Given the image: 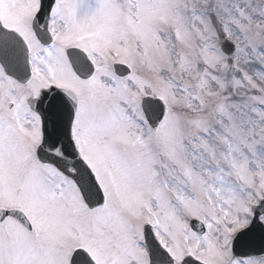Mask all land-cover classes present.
<instances>
[{"label": "snow or ice", "instance_id": "snow-or-ice-1", "mask_svg": "<svg viewBox=\"0 0 264 264\" xmlns=\"http://www.w3.org/2000/svg\"><path fill=\"white\" fill-rule=\"evenodd\" d=\"M0 264H264V0H0Z\"/></svg>", "mask_w": 264, "mask_h": 264}]
</instances>
